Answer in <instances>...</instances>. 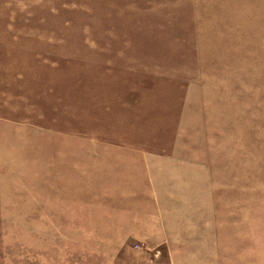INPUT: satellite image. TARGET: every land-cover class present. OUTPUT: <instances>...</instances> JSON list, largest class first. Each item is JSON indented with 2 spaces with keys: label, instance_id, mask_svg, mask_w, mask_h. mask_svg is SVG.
Masks as SVG:
<instances>
[{
  "label": "rangeland",
  "instance_id": "rangeland-1",
  "mask_svg": "<svg viewBox=\"0 0 264 264\" xmlns=\"http://www.w3.org/2000/svg\"><path fill=\"white\" fill-rule=\"evenodd\" d=\"M0 264H264V0H0Z\"/></svg>",
  "mask_w": 264,
  "mask_h": 264
}]
</instances>
